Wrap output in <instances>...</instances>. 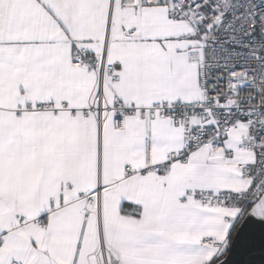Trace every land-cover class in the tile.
<instances>
[{"label":"snow or ice","instance_id":"obj_1","mask_svg":"<svg viewBox=\"0 0 264 264\" xmlns=\"http://www.w3.org/2000/svg\"><path fill=\"white\" fill-rule=\"evenodd\" d=\"M0 264H264V0H0Z\"/></svg>","mask_w":264,"mask_h":264}]
</instances>
